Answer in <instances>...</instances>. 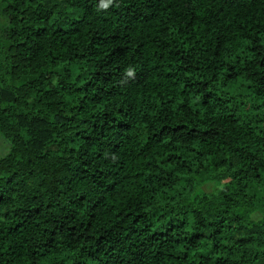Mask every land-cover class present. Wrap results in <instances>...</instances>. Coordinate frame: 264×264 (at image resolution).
<instances>
[{
  "label": "trees",
  "instance_id": "trees-1",
  "mask_svg": "<svg viewBox=\"0 0 264 264\" xmlns=\"http://www.w3.org/2000/svg\"><path fill=\"white\" fill-rule=\"evenodd\" d=\"M0 134V264H264V0H0Z\"/></svg>",
  "mask_w": 264,
  "mask_h": 264
},
{
  "label": "rangeland",
  "instance_id": "rangeland-1",
  "mask_svg": "<svg viewBox=\"0 0 264 264\" xmlns=\"http://www.w3.org/2000/svg\"><path fill=\"white\" fill-rule=\"evenodd\" d=\"M8 149H9L8 141L0 134V156L5 155L8 152ZM201 188L202 190L205 191H213L217 188V186L214 182H209L204 184Z\"/></svg>",
  "mask_w": 264,
  "mask_h": 264
}]
</instances>
